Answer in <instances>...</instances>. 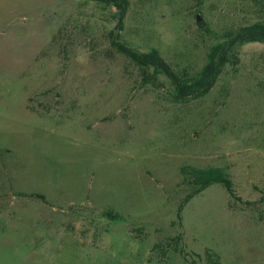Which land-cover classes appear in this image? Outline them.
Segmentation results:
<instances>
[{
    "label": "rangeland",
    "instance_id": "374dc122",
    "mask_svg": "<svg viewBox=\"0 0 264 264\" xmlns=\"http://www.w3.org/2000/svg\"><path fill=\"white\" fill-rule=\"evenodd\" d=\"M120 13L0 0V264H264V40L231 42L264 14L249 0ZM113 41L156 49L187 82L213 47L224 63L177 101ZM185 164L224 167L238 199L211 183L184 201Z\"/></svg>",
    "mask_w": 264,
    "mask_h": 264
},
{
    "label": "trees",
    "instance_id": "16d2710c",
    "mask_svg": "<svg viewBox=\"0 0 264 264\" xmlns=\"http://www.w3.org/2000/svg\"><path fill=\"white\" fill-rule=\"evenodd\" d=\"M107 4L115 5L123 14L129 4V0H98ZM248 1V0H247ZM251 4H255L258 10L264 14V0H249ZM197 24H202L201 21H197ZM234 37L231 42L235 40H264V18L256 21H248L243 25L237 27L233 32ZM115 49L129 59L138 69L142 77L148 76L151 73L150 69L154 72L163 71L173 81L174 99L184 100L190 95L204 94L212 86L215 78L220 73L224 63V51L219 50L217 47L208 52L207 62L200 69L199 76L188 78L192 82H187L182 76H177L171 66L162 58L156 49H151L148 52L136 51L122 43L113 41ZM220 51V54H219ZM181 183L188 185L191 188V192L186 196V201L192 194L197 193L210 185L211 183H220L227 190L230 197L237 198L235 193L233 180L230 174L224 167L221 166H206L198 167L190 164H185L180 167ZM183 201V202H184ZM180 204L177 212V217L180 218L179 212L181 211ZM178 237L172 238V243H178ZM172 243L169 245L172 246Z\"/></svg>",
    "mask_w": 264,
    "mask_h": 264
},
{
    "label": "water",
    "instance_id": "95a60500",
    "mask_svg": "<svg viewBox=\"0 0 264 264\" xmlns=\"http://www.w3.org/2000/svg\"><path fill=\"white\" fill-rule=\"evenodd\" d=\"M196 19L197 20H200L201 19V16H200V13L199 12L196 14Z\"/></svg>",
    "mask_w": 264,
    "mask_h": 264
}]
</instances>
